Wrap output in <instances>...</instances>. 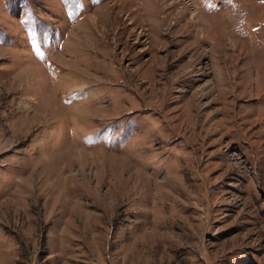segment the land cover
<instances>
[{
    "label": "rangeland",
    "instance_id": "rangeland-1",
    "mask_svg": "<svg viewBox=\"0 0 264 264\" xmlns=\"http://www.w3.org/2000/svg\"><path fill=\"white\" fill-rule=\"evenodd\" d=\"M0 264H264V0H0Z\"/></svg>",
    "mask_w": 264,
    "mask_h": 264
}]
</instances>
